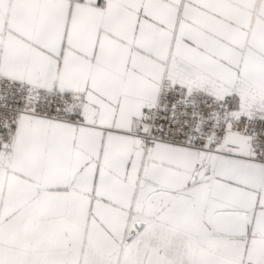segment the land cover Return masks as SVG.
<instances>
[{
    "label": "snow or ice",
    "instance_id": "6c2138e0",
    "mask_svg": "<svg viewBox=\"0 0 264 264\" xmlns=\"http://www.w3.org/2000/svg\"><path fill=\"white\" fill-rule=\"evenodd\" d=\"M0 264H264V0H0Z\"/></svg>",
    "mask_w": 264,
    "mask_h": 264
}]
</instances>
